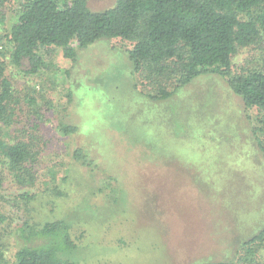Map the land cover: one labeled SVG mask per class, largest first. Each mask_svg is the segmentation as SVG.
Wrapping results in <instances>:
<instances>
[{
    "label": "rangeland",
    "instance_id": "obj_1",
    "mask_svg": "<svg viewBox=\"0 0 264 264\" xmlns=\"http://www.w3.org/2000/svg\"><path fill=\"white\" fill-rule=\"evenodd\" d=\"M117 0H89L92 10ZM0 21V60L13 87L15 111L0 121V244L10 262L24 244L23 221L63 219L71 227L77 264H214L233 259L241 243L264 228V152L249 108L217 72L154 97L132 70L129 41L101 39L78 48L77 60L40 46L43 69L11 60ZM77 48V43H74ZM245 47L237 64L256 63ZM59 121L78 127L64 135ZM40 137L37 180L19 185L6 148ZM87 163L75 158V149ZM22 194L35 197L25 202Z\"/></svg>",
    "mask_w": 264,
    "mask_h": 264
},
{
    "label": "trees",
    "instance_id": "obj_2",
    "mask_svg": "<svg viewBox=\"0 0 264 264\" xmlns=\"http://www.w3.org/2000/svg\"><path fill=\"white\" fill-rule=\"evenodd\" d=\"M10 3L14 18L5 38L18 67L28 63L29 73L40 72L44 67L40 46L61 47L66 57L76 61L78 48L101 39H125L131 44L132 70L157 90L154 97L170 96L168 85L181 87L199 75L219 73L249 108H257L254 133L264 152V0H117L113 7L99 11L90 8L89 0H0V21ZM245 47L258 50L256 63L234 62ZM14 99L0 60V121L7 122L14 114ZM58 130L69 135L78 127L59 121ZM39 144V135L32 133L6 148L8 170L19 185L37 180ZM74 155L88 162L83 148H76ZM3 186L0 169V192ZM34 197L21 195L25 202ZM17 228L25 242L13 262L0 244V264H77L71 258L77 244L67 221L25 220ZM214 264H264V228L241 243L233 259Z\"/></svg>",
    "mask_w": 264,
    "mask_h": 264
}]
</instances>
